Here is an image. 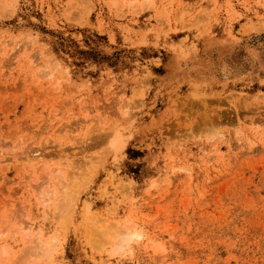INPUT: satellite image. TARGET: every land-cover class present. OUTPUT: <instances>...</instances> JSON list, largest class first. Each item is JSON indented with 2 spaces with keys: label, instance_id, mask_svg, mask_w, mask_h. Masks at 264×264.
<instances>
[{
  "label": "rangeland",
  "instance_id": "obj_1",
  "mask_svg": "<svg viewBox=\"0 0 264 264\" xmlns=\"http://www.w3.org/2000/svg\"><path fill=\"white\" fill-rule=\"evenodd\" d=\"M0 264H264V0H0Z\"/></svg>",
  "mask_w": 264,
  "mask_h": 264
},
{
  "label": "bare ground",
  "instance_id": "obj_2",
  "mask_svg": "<svg viewBox=\"0 0 264 264\" xmlns=\"http://www.w3.org/2000/svg\"><path fill=\"white\" fill-rule=\"evenodd\" d=\"M79 166H80V165H79ZM87 167H88V166H87ZM56 169H57V168H56ZM79 186H80V185H79ZM63 188H64V187H63ZM68 211H69V210H68ZM97 222H98V221H97ZM19 228H20V227H19ZM21 228H22V227H21ZM21 228H20V229H21ZM27 228H28V227H27ZM29 228H30V227H29ZM22 229H26V227H24V228H22ZM26 231H27V230H26ZM28 232H29V230H28ZM118 235H119V234H118ZM128 235H129V234H128ZM125 237H126V236H125ZM129 237H131V236H129ZM123 238H124V236H123ZM119 239H120V238H119ZM121 239H122V238H121ZM121 239H120V242H121V244H122V243H124V242H122ZM125 239H126V238H125ZM116 240H117V239H116ZM116 240H115V241H116ZM123 241H124V240H123ZM126 241H127V240H126ZM37 243H38V242H37ZM121 244H120V245H121ZM39 247H40V246H39ZM120 248H121V247H120ZM2 252H3V251H2ZM24 254H25V253H24Z\"/></svg>",
  "mask_w": 264,
  "mask_h": 264
}]
</instances>
